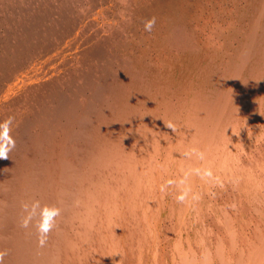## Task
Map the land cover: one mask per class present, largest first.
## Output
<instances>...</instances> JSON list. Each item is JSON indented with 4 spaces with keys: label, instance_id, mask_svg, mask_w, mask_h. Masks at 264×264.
<instances>
[{
    "label": "bare ground",
    "instance_id": "1",
    "mask_svg": "<svg viewBox=\"0 0 264 264\" xmlns=\"http://www.w3.org/2000/svg\"><path fill=\"white\" fill-rule=\"evenodd\" d=\"M8 116L5 264H264V0H0ZM195 168L213 178L189 177L198 201L167 188L181 225L151 250L137 223L168 216L160 186ZM33 199L62 209L43 248L19 227Z\"/></svg>",
    "mask_w": 264,
    "mask_h": 264
},
{
    "label": "clouds",
    "instance_id": "2",
    "mask_svg": "<svg viewBox=\"0 0 264 264\" xmlns=\"http://www.w3.org/2000/svg\"><path fill=\"white\" fill-rule=\"evenodd\" d=\"M157 19L155 16L143 20V28L145 32L151 33L156 25ZM15 123L14 116H8L6 119L0 121V159H7L12 151L15 150L16 140L12 135L13 126ZM168 128L173 126L169 123ZM174 130V129H173ZM186 157L195 155L199 160L205 159V153L198 149H191L183 153ZM199 176L202 180L212 179L213 172L211 168H195L185 172L182 178L169 179L165 184L160 186V191L165 193L169 186H175L179 189V194L175 199L178 203H185L189 200L198 201L200 199L199 193H192V189L188 184L189 177L192 174ZM21 209L23 215L19 221V227L22 229L35 228L37 245L40 248L46 246L50 233L57 227V217L62 214V209L55 205H42L40 200L33 199L30 202H22ZM9 255V250L0 248V264H5V258Z\"/></svg>",
    "mask_w": 264,
    "mask_h": 264
},
{
    "label": "rangeland",
    "instance_id": "3",
    "mask_svg": "<svg viewBox=\"0 0 264 264\" xmlns=\"http://www.w3.org/2000/svg\"><path fill=\"white\" fill-rule=\"evenodd\" d=\"M51 54H54V52L53 53H50V55L47 56L46 58L50 57ZM27 70H23V72L21 71V73H24ZM37 72H39V71H36V73ZM17 79H18V81H20L22 83L24 82V77L21 76V75L20 76H17ZM172 188H173L172 186H169L168 187V189H172ZM175 188L176 187L174 186L173 189H175ZM166 194H167V192H166ZM167 195L169 196L168 198L165 197V196L164 197H160V195H158L157 198L164 199V202L165 203L167 202V200L168 201L173 200L172 199L173 196H170V194H167ZM216 200H218V201L216 202ZM216 200L213 199L212 202L209 204V206H211L210 207V217L207 216V218L205 219V220H208L207 222H210L211 223L212 222V219H213V215L216 212V209L218 210V208L220 206H222L223 204L226 203L223 199L222 200L221 199H216ZM165 203L162 206V211L161 212H168L170 214L168 216H166V217H162L165 214H162L161 216H159L158 217L159 218V221L156 223L157 225L156 224L155 225L154 224H151V223H149L147 221H141V222L137 223L140 226H142V224H146L147 226H149L148 229L151 228L150 230L147 231L148 234L147 235H144L143 236L144 238L141 240V243H143L145 246H149L150 245L151 247L150 246L149 247H150L151 250L154 249L157 246L154 243L150 244L151 242L154 241V238L155 239H160V241L158 243L161 244L163 240H162V236H161L160 233H163V232H172V235L171 236L173 237V236H175V232H177V229H178L179 225H181L180 224L181 221L178 220V218L180 217L179 216V213H178V208L179 207H177V206L174 207L173 206L175 204V201L173 200V202H172L171 205H168L169 202L167 204H165ZM172 210H174V212H172ZM202 215L203 216H206V214H202ZM181 216H182V214H181ZM192 219H193V215H191L190 217H187L184 220L185 225L187 226L189 224L188 222H191ZM201 220H202V218L197 219V222L196 223H193V226L197 227L198 232L201 233L202 235H204V234H206V232L209 231V227H212V226L210 225V223L208 224L207 222H203ZM204 225H205V227H203ZM250 228H252V225H250ZM215 230L218 231L217 229H215ZM139 231L141 232L142 230H139ZM188 231L190 232V230H188ZM190 233H195L196 234L195 231H191ZM141 234H143V233H141ZM210 234H211V232H210ZM192 236H195V235H192ZM212 236L215 237L214 234ZM212 236H208L206 238H211ZM109 238L111 239V237H109ZM212 239H214V238H212ZM162 245H164L166 248H168L169 242L164 240ZM157 247H159V246H157ZM151 250L149 251V253L151 252Z\"/></svg>",
    "mask_w": 264,
    "mask_h": 264
}]
</instances>
